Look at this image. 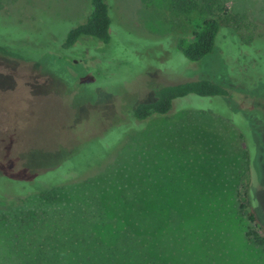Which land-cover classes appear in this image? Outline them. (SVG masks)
<instances>
[{"label":"rangeland","instance_id":"1","mask_svg":"<svg viewBox=\"0 0 264 264\" xmlns=\"http://www.w3.org/2000/svg\"><path fill=\"white\" fill-rule=\"evenodd\" d=\"M88 1L0 0V194L25 196L0 201V264H61L79 251L104 264L127 233L149 239L159 264H264L239 211L249 185L264 226V48L233 39L264 36V0H191L190 13L172 0H110L111 42L65 48ZM224 9L240 31L189 61L176 40ZM198 80L231 95L133 119L155 88ZM70 180L52 202L36 194Z\"/></svg>","mask_w":264,"mask_h":264},{"label":"trees","instance_id":"2","mask_svg":"<svg viewBox=\"0 0 264 264\" xmlns=\"http://www.w3.org/2000/svg\"><path fill=\"white\" fill-rule=\"evenodd\" d=\"M172 1L173 8L176 10L179 9L184 13H190L193 10V5H195L191 0ZM88 2L89 13L86 16L85 21L68 32L67 38L63 44L65 48L76 46L82 38L94 39L103 44H109L111 42V26L112 23H114V17L112 16L110 0H89ZM208 9L211 11L210 6H208ZM211 14L215 15L213 11H211ZM228 29L238 32L241 29V24L228 9H224L223 16L217 15L205 20L198 29L192 31L190 38L180 37L176 40V44L178 49L189 61L200 62L214 52L219 41L222 39V35L226 34ZM257 38L263 42L264 48V36L261 34L256 35V33H254L253 35L244 38L241 37L240 39L236 36L233 39L238 43L244 42L246 44H251ZM227 39L230 38L227 37ZM230 95V92L226 88L215 84L212 81H188L176 85L155 88V100L152 102L136 104L132 108L131 114L134 120L144 122L153 117L169 115L175 109L176 101L180 99L190 96L199 98H227ZM129 128L130 127H126V129ZM242 138L244 139L243 134ZM244 146L246 149L244 150L243 157L246 163L245 170L248 173L250 171V156L245 140ZM73 182L75 181L70 180L68 182H62L63 184L60 183L52 186H45V188L38 191L36 194H38L39 198L43 201L52 202L57 198L59 188L73 184ZM244 196L247 199L244 203L240 204V214L246 216L247 220L254 225L253 228L247 230L246 238L250 244L264 249V226L259 223L257 212L254 210L256 206L252 204L253 200L249 185L245 187ZM24 198L25 196L23 197V194L21 193L10 195L0 194V201L4 202H15ZM119 236V239L116 236L118 244L120 242H123V244L121 246L115 245L116 247H119L118 250L106 251L102 255L101 259L104 264H159L158 262H154L151 241L149 239L137 235L135 239H133L128 233L125 237ZM111 242L109 241L108 245H114V243ZM85 251L86 250L82 253H85ZM79 255H81L80 251L74 254V258L71 255L66 256L61 264H73L72 261H78L79 259L82 263L88 264L89 261L85 258V255L78 258ZM91 263L92 261L89 264ZM74 264H76V262H74ZM95 264H98V262H95Z\"/></svg>","mask_w":264,"mask_h":264}]
</instances>
